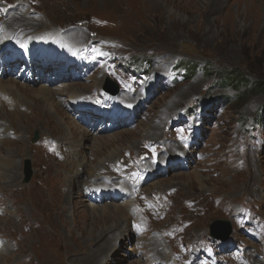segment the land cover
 Instances as JSON below:
<instances>
[{
  "label": "rangeland",
  "instance_id": "obj_1",
  "mask_svg": "<svg viewBox=\"0 0 264 264\" xmlns=\"http://www.w3.org/2000/svg\"><path fill=\"white\" fill-rule=\"evenodd\" d=\"M7 1L17 5V11L7 19V26L0 22V42L6 44L3 51H11V43H19L17 48L29 53L53 46L74 48L72 59L69 54L66 57L72 60L79 83L59 81L56 74L48 75L50 70L28 75L32 80L54 82L55 88L67 92L72 86L86 87L89 98L101 104L103 101L97 102L102 99L99 86L102 88L104 78L112 72L123 87L118 98L123 102L130 96L138 98L121 126L87 120L89 112L80 113V122L60 106L45 115L44 100L32 92L42 87L31 88L34 83H24L8 71L1 75L6 81L16 79L19 90L13 94L28 102L17 108L27 119L0 105V124L4 126L0 150L14 154L17 165V171H12L16 172L14 184L0 180V251L8 253V262L13 258L14 264H98L92 254L106 249L101 264H138L133 262L139 258L131 249L148 253L141 250L143 242L139 243L140 230L148 227L149 237L163 242L167 255L182 260L178 264H192L191 258L198 264H250L246 258L264 264L263 248H255L264 243V223L256 227L260 240L251 223L239 230L244 216L236 219L239 207L252 211L255 203L257 216L264 217V91L246 95L240 83L232 87L233 83L219 82L216 86L202 72L203 65L210 62L218 70L212 72L219 74L215 76L219 81L224 78L221 71L264 81V0ZM34 22L41 27L35 28ZM93 40L99 47L87 48L88 55L82 53ZM148 60L152 72L145 76ZM187 62L200 69L191 81L181 80L182 73L173 69ZM35 106L37 115L32 117ZM259 118L263 119L260 125ZM153 124L158 132L151 138L146 132ZM73 130L100 140L86 139L85 150L77 151L81 163L88 159L98 164L108 139L117 140L119 156L98 165L104 183L95 182L88 188L85 178L78 181L69 204L66 167L72 160L62 138ZM35 131L40 139L32 144ZM136 141L138 145L130 147ZM175 144L181 147L180 155L170 159L166 151ZM222 158L229 160L224 163ZM27 162L32 170L29 180ZM6 168L0 164V169ZM97 189L101 195L95 194ZM48 191L57 192L58 203L46 195ZM79 196L84 197L82 202ZM156 203H162L167 222H159L157 215L147 211ZM92 204L127 208L129 240L118 242L110 251L120 235L117 231L101 237L103 224L93 228L92 212L86 207ZM9 216L11 220H7ZM221 219L232 230L225 242L210 238L211 223ZM50 233L56 236L53 241ZM111 239L113 244L106 246ZM182 246L188 247V255L182 253Z\"/></svg>",
  "mask_w": 264,
  "mask_h": 264
},
{
  "label": "bare ground",
  "instance_id": "obj_2",
  "mask_svg": "<svg viewBox=\"0 0 264 264\" xmlns=\"http://www.w3.org/2000/svg\"><path fill=\"white\" fill-rule=\"evenodd\" d=\"M34 24H35V22H34ZM37 27H41L39 25V23L35 24V28H37ZM6 38H7V35H4L2 37V39H6ZM4 47H6V44L0 42V51H3ZM69 50H70V54H71L72 48H69ZM2 77L0 76V78H2ZM8 80H11V81H6V79H0V100L8 98L10 100V102L9 101H2V102H0V105L3 104V106L5 108H8V107L13 108L14 109V116L23 115L25 117L26 115H24L22 112H19L17 108L19 105L25 106L26 104H28V102H26L25 99L23 97H21L19 94H13V92H15V91L17 92L19 90V87L17 86V84H19V83L17 82V80L14 78L8 79ZM37 87H42V88L37 89ZM22 88H24V86ZM26 88H28V87H26ZM31 88L37 89V90L32 91L33 95H35L39 100L40 99L44 100L43 101L44 102L43 108L47 109L48 111L43 112V110H42V112L47 116H50L51 111L53 109H55L56 107L60 106V108H63L62 103L60 101V98L64 97L65 94H68L67 97H73V95H75L78 90L86 91V87L77 88V87L72 86V90L71 91L69 90L67 92V91H65V89L55 88V86H49L48 87V86H46L44 84H40V83H36ZM190 88L191 87L189 86L185 90H189ZM25 97L28 98L27 95H25ZM137 100H138V98L135 96H130L126 102H122V101H119L117 99L116 103L118 105L119 112L115 118L118 119V121H122V122L124 120H127L128 115L131 114V112H132V110H130V109L132 106H134L137 103ZM32 106H34V105H32ZM168 107H169V105H168ZM36 108H37V106H35V109L33 110L34 114L32 115V117L37 115ZM93 111H94V115L88 116L87 120H94V119L99 120L98 119V115H99L98 113H102L105 115L109 114V112H107V111L100 112L99 110H97L95 108L93 109ZM53 112H54V110H53ZM77 112H79V111H77ZM81 112H83V111H81ZM116 119H114L111 122L112 123L111 125H115L116 123H118L116 121ZM76 120H78V118H76ZM2 128L4 129V126L2 127V124H0V129H2ZM85 132H89V131L87 130ZM149 132H150V137L154 138L158 132V127L155 124H153L152 126H150V128L146 132V134H148ZM93 136H94V134H93ZM93 136L82 134V133L77 132L76 130H73L72 132L66 133L62 138V141L64 143H66V144H63L65 146L64 148H67V149L69 148V150L71 152L69 160H72V161L67 163V167H66V172H67V174H69V186H68L69 191L66 193L65 198L67 199L69 204H71V201L73 199L72 196L74 194H76L75 186H76V183L78 181H81L85 178V184L88 183V185H89L91 183V180L99 179V176H100L99 172L101 170H100V166H98V165H103L102 163L105 161H108V160H116L119 156V151L115 147L117 140L108 139L107 141L104 142L106 144V146H105L106 153H103L104 158H101V159L99 158L98 164L95 165V163L89 162L88 159H86L85 161H83L81 163L80 157H77V151L79 148H82L81 151L85 150V147H83L82 144L86 143V139H88L92 142L95 141V143H97L96 140H99V139H95ZM137 145H138V143L136 141L135 144H133V145L130 144V147L137 146ZM28 148H29V146H27V149ZM180 148L181 147L179 144L172 145L171 147L168 148V150L166 152L169 154L170 159H177V156L180 155V153L178 152V151H180ZM13 155L14 154H6L3 150H0V164H4L5 166H7L6 169H3V170L0 169V180H7V184H11V185L17 181L16 180V172H12L13 170L17 171L16 170L17 165H16V162L14 161ZM98 155H99V153L96 154L95 156H98ZM84 156H85V154L83 153V157H81V159H84L85 158ZM71 157H72V159H71ZM24 158H29V157H24ZM24 158H22V159H24ZM8 166H13V168H9ZM79 167H82L81 168L82 169L81 174H79V171H78ZM1 190H2V186L0 185V191ZM33 192H35V191H33ZM43 192H45V191H43ZM47 193L48 194H46V195H50L51 199L55 200L57 203L59 202V197L56 194L57 192L55 193L54 191H48ZM95 194L101 195L102 191L97 189ZM30 195L31 194L28 195V198ZM38 197H35V198L38 199ZM79 198H81V202H82V199H84L83 196H79ZM97 199L99 201L100 197H97ZM74 206H77V205H74ZM86 207L88 209H90L92 212L91 218L94 219V222L92 221L93 222V228H97V227L99 228V227H101V224H103V227L101 228V230H99L101 232V234H100L101 237H105V236H109V235L111 236L112 234H114L115 232L118 231L117 235L118 234L120 235L119 239L116 240V242L114 244H113L114 240L111 239V240H109V242L106 245V246H109V245L113 244L112 247L110 248V251L113 247H118L117 246L118 242L129 240V238L131 236H130V232H129L128 228H129V225H131V219L129 217V214L125 211V210H127V208H122L119 206H114L113 208H110L106 205L100 207L99 205H94V204L86 205ZM65 209L68 210V214H69V208L65 207ZM77 212H78V208L74 209V212H73L74 215ZM11 218L12 217L9 216L7 220H11ZM110 222L113 224L108 225ZM91 235H93V234H91ZM140 235L141 236L139 238H144V239H141L143 241V244L145 245V247L143 249L144 251L146 250L149 253H152L153 255H157V256L161 257V263L160 264H172L173 260L168 257L166 250L163 248V242L160 243V242H158V240L150 238L147 233L141 232ZM99 236H97V238ZM49 237L51 238L52 241H53V239H56V236L52 235L51 233L49 234ZM113 238H115V237H113ZM100 240H102V239H100ZM100 240H96L94 242L98 243ZM260 247L264 249V244L262 243V245ZM257 248H259V247H257ZM105 251H106V249H104L102 252L99 251L97 253H93L92 255L94 257V262L98 261V264H101L102 258L105 255ZM131 251L135 252L136 258H139L138 260H135L133 262H138V264L139 263L140 264H151L152 263V261H150V260H148L147 262H144V259H143L144 257H142L141 254H140V256H138V250H136V248L133 247L131 249ZM58 253H62V251L59 249ZM7 257H9L8 253L6 251L4 252V249L1 250L0 251V264H14L13 258L10 257V258H12V260L9 263L7 260L8 259ZM115 258H119L118 255H116ZM254 258H256V257L252 256L250 259H254ZM247 260L248 259H246V261ZM117 261L118 260H116L115 262H117ZM248 261L250 263L253 262L250 260H248ZM103 263L108 264V262H105V261ZM258 264H260V263H258Z\"/></svg>",
  "mask_w": 264,
  "mask_h": 264
},
{
  "label": "trees",
  "instance_id": "obj_3",
  "mask_svg": "<svg viewBox=\"0 0 264 264\" xmlns=\"http://www.w3.org/2000/svg\"><path fill=\"white\" fill-rule=\"evenodd\" d=\"M189 63H185V66L188 67ZM213 65L209 64L207 67L204 68L205 70V74L209 75V77H212V76H218L219 74L216 73V74H213V68H212ZM178 69H182L184 66H177ZM194 70L196 68V65L194 64V66L192 67ZM188 69H190L188 67ZM193 71V70H191ZM193 73V72H192ZM221 74L224 75L223 79H221L222 83L223 82H226V83H233L231 86H235V85H238L239 83L241 84V86H243L245 88L246 91L242 92L246 95H252L253 93H259L261 91H264V81H261V79L259 80H250V78L248 77H244L243 74L240 75V74H237V75H234L232 74L231 75V72H222L221 71ZM219 81V82H221ZM241 81V82H240ZM262 124V122H261Z\"/></svg>",
  "mask_w": 264,
  "mask_h": 264
},
{
  "label": "water",
  "instance_id": "obj_4",
  "mask_svg": "<svg viewBox=\"0 0 264 264\" xmlns=\"http://www.w3.org/2000/svg\"><path fill=\"white\" fill-rule=\"evenodd\" d=\"M117 92V90L114 92V94ZM27 180H29V177L27 178Z\"/></svg>",
  "mask_w": 264,
  "mask_h": 264
}]
</instances>
